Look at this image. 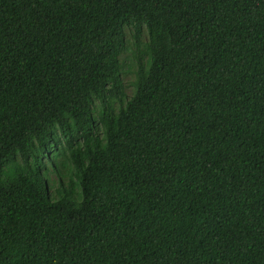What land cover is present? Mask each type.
<instances>
[{"label": "trees", "instance_id": "1", "mask_svg": "<svg viewBox=\"0 0 264 264\" xmlns=\"http://www.w3.org/2000/svg\"><path fill=\"white\" fill-rule=\"evenodd\" d=\"M0 264H264V0H0Z\"/></svg>", "mask_w": 264, "mask_h": 264}, {"label": "rangeland", "instance_id": "2", "mask_svg": "<svg viewBox=\"0 0 264 264\" xmlns=\"http://www.w3.org/2000/svg\"><path fill=\"white\" fill-rule=\"evenodd\" d=\"M127 47L126 50L123 52L122 59L124 62V67H123V81L124 85L126 88V93L129 95L131 94L132 90V81H133V71L135 68V57H134V50L135 48L132 45V42L130 40V35L127 36ZM57 185L56 183H54Z\"/></svg>", "mask_w": 264, "mask_h": 264}]
</instances>
